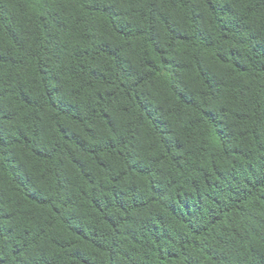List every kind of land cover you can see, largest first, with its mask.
<instances>
[{"label":"trees","instance_id":"trees-1","mask_svg":"<svg viewBox=\"0 0 264 264\" xmlns=\"http://www.w3.org/2000/svg\"><path fill=\"white\" fill-rule=\"evenodd\" d=\"M0 264H264V0H0Z\"/></svg>","mask_w":264,"mask_h":264}]
</instances>
